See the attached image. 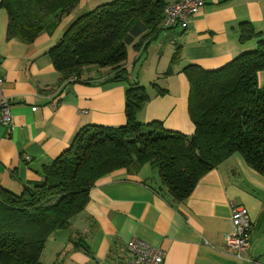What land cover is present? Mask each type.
Masks as SVG:
<instances>
[{
	"label": "crops",
	"instance_id": "0c3cea01",
	"mask_svg": "<svg viewBox=\"0 0 264 264\" xmlns=\"http://www.w3.org/2000/svg\"><path fill=\"white\" fill-rule=\"evenodd\" d=\"M107 1L80 0L52 31H42L32 42L7 37L9 19L0 7L2 93L12 114L10 125H0V185L9 191L20 193L41 181L42 166L68 150L83 127L125 124V92L131 82L148 97L137 114L140 123L160 121L167 130L191 135L183 67L214 70L255 48V39L239 42L241 22L264 37V0H204L185 28H158L135 37L122 70L127 81L113 79L112 70L101 68L60 84L49 49L78 14ZM176 48L179 58L173 72L165 74ZM258 82L264 86V71ZM235 205L247 208L253 224L245 259L232 255L224 241ZM133 238L161 248L162 264H264V176L232 154L205 172L187 198L173 202L162 192L150 163L137 170H113L91 187L82 212L51 233L41 261L119 264Z\"/></svg>",
	"mask_w": 264,
	"mask_h": 264
},
{
	"label": "trees",
	"instance_id": "16d2710c",
	"mask_svg": "<svg viewBox=\"0 0 264 264\" xmlns=\"http://www.w3.org/2000/svg\"><path fill=\"white\" fill-rule=\"evenodd\" d=\"M80 0H0L7 12V37L32 42L53 30ZM164 0H110L78 14L49 49L59 83L82 79L92 69L107 68L123 76L127 46L162 28ZM240 43L255 39L244 51L214 70L188 64V113L194 132L167 130L162 122L140 123L137 114L148 97L131 82L125 92L126 122L85 126L71 147L42 166L43 178L20 193L0 185V264H43L51 233L66 227L84 209L96 181L119 168L157 169L162 192L173 202L187 198L199 178L232 154L264 176V37L249 22L237 30ZM137 44H134L136 46ZM179 51L172 54V73ZM160 93H163L160 90Z\"/></svg>",
	"mask_w": 264,
	"mask_h": 264
},
{
	"label": "built area",
	"instance_id": "2783aa9c",
	"mask_svg": "<svg viewBox=\"0 0 264 264\" xmlns=\"http://www.w3.org/2000/svg\"><path fill=\"white\" fill-rule=\"evenodd\" d=\"M204 5V0H178L168 2L163 7L162 27L179 25L187 26L191 17L196 15ZM3 76L0 72V125H10L12 114L10 104L2 93ZM35 110L36 108H32ZM231 225L229 233L225 235V246L229 252L239 259H245L250 249V233L252 219L246 207L235 205L231 207ZM164 251L153 247L140 239H131L126 247V256L119 264H162Z\"/></svg>",
	"mask_w": 264,
	"mask_h": 264
},
{
	"label": "rangeland",
	"instance_id": "374dc122",
	"mask_svg": "<svg viewBox=\"0 0 264 264\" xmlns=\"http://www.w3.org/2000/svg\"><path fill=\"white\" fill-rule=\"evenodd\" d=\"M252 49H254V48H252ZM132 52V49L130 48V47H128V53L130 54ZM133 55V53H131V56ZM131 56H130V58H131ZM128 58H129V56H128ZM129 58V59H130ZM140 64H141V62H138L137 63V68L140 66Z\"/></svg>",
	"mask_w": 264,
	"mask_h": 264
}]
</instances>
